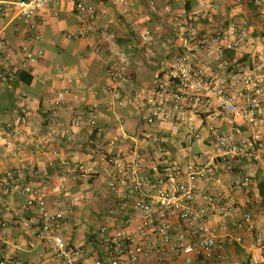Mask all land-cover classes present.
<instances>
[{
    "label": "built area",
    "instance_id": "1",
    "mask_svg": "<svg viewBox=\"0 0 264 264\" xmlns=\"http://www.w3.org/2000/svg\"><path fill=\"white\" fill-rule=\"evenodd\" d=\"M51 0H17L20 15L27 21V34L34 43L43 40L38 16ZM161 0H148L152 12H158ZM205 2L206 0H199ZM257 12L264 21V0H254ZM123 14H129L133 4L117 0ZM213 6V4H211ZM9 7V6H8ZM0 1V12L8 8ZM76 10L85 18L80 33H65L67 38L83 36L93 40V48H108L117 59L109 70L113 99L111 107L138 104L139 117L144 126L168 125L185 143L209 141L214 153L209 161H172L161 155L156 161H147L135 147L125 153H109L95 149L90 161L75 158L61 163L60 183L55 187L56 198L51 204L45 192L32 180L20 185L22 169L7 171V192L21 190L26 196L23 211L34 212V217L21 216L16 225L34 231L52 250L54 264H208L224 262L229 246L242 245L244 233L257 230L256 216L250 211L237 215V194L245 196L247 206L258 205L264 213V197L255 185L259 169L264 178V132L259 129L264 119V51L259 52L255 64L258 73L247 71L240 62L234 69L240 81L252 93L245 106L240 107L226 81L213 75L194 51L218 59L228 51H241L247 37L238 38L220 27L210 25L201 30L190 29L194 48L173 57V63L146 88L133 86L129 71V55L117 42L115 32L101 28L100 8L90 0H77ZM166 12L172 8L167 5ZM207 17V13L204 14ZM138 42L154 57L155 30L143 27ZM45 50L25 44L23 67L36 63ZM19 69L0 68V82L12 84ZM78 98L70 87L58 92L54 102L52 121L58 122L57 112L69 97ZM241 112L248 129L245 132L223 131V118ZM76 127L95 130L97 115L77 116ZM73 139V134L67 136ZM162 151V147H158ZM110 168L107 186L112 199L105 208L110 222L99 225L96 232L97 249L88 251L71 242L69 225L79 220V208L84 195L72 193L71 183L88 181L98 168ZM238 169V175H235ZM234 174L226 184L221 173ZM34 176H40L36 171ZM83 190V189H82ZM214 209V210H213ZM220 220L213 223L214 218ZM9 225L0 219V246L11 248ZM264 264V229L258 233ZM0 264H23L11 255L0 254Z\"/></svg>",
    "mask_w": 264,
    "mask_h": 264
},
{
    "label": "crops",
    "instance_id": "2",
    "mask_svg": "<svg viewBox=\"0 0 264 264\" xmlns=\"http://www.w3.org/2000/svg\"><path fill=\"white\" fill-rule=\"evenodd\" d=\"M0 1L9 6L0 12V68L26 72L10 86L0 82V219L8 222L11 242L9 249L0 246V254L11 255L23 264H54L51 248L34 231L16 225L21 216L32 218L36 214L23 211L27 196L21 190L7 192V171L20 167L21 187L33 180L52 204L56 198L55 187L60 183L62 161L69 158L90 161L98 147L117 154L136 146L147 161H156L165 155L180 162L201 160L203 155L208 162L216 150L209 141L183 142L168 125H142L138 104L109 105L113 99L109 92V70L117 57L106 47L95 51L91 38L65 36V33H80L85 24L84 16L76 10L77 0L50 1L38 16L43 40L37 43L29 39L28 23L18 11L17 0ZM90 1L100 8L99 26L115 32L119 46L129 55L130 77L136 88L149 86L172 65L176 53L187 49V42L190 48L195 47L190 34L192 28L201 30L214 25L238 38L246 36L241 51H228L220 59L193 52L199 54L213 75L226 81L240 107L248 102L252 91L239 80L234 64L240 62L248 72L258 73L255 61L259 52L264 51V21L254 0H161L156 13L151 11L148 0H129L133 4L129 14L122 13L117 0ZM167 5L172 8L171 13L166 12ZM146 26L155 30L154 57L138 42V33ZM25 44L45 50L41 60L28 67H23ZM64 87H70L78 98L69 97L57 112L58 122L54 123V102ZM91 113L97 115V129L91 131L73 124L77 116ZM258 127L264 132V119ZM221 128L240 133L247 131L248 126L241 112H237L226 115ZM69 134H73L72 140L67 139ZM36 171L40 176H34ZM236 172L238 175V169ZM110 176V168L101 166L88 181L69 186L70 192L81 191L84 195L79 220L69 225L70 239L91 252L98 248L99 225L111 221L105 214L112 199V191L107 186ZM233 176L222 172L221 182L226 184ZM260 180H264L262 168L255 180L257 187ZM234 200L237 215L250 210L256 216L258 228L254 233H244L242 245L229 246L224 262L208 264H256L263 260L258 233L264 229V213L258 205L247 206L243 194H237ZM100 204L104 206L103 211L99 210ZM97 217H101L98 224ZM213 223L219 224L220 220L215 217ZM176 264H182L181 260L176 259Z\"/></svg>",
    "mask_w": 264,
    "mask_h": 264
},
{
    "label": "trees",
    "instance_id": "3",
    "mask_svg": "<svg viewBox=\"0 0 264 264\" xmlns=\"http://www.w3.org/2000/svg\"><path fill=\"white\" fill-rule=\"evenodd\" d=\"M24 73H26V72H25V71H19V72L17 73L15 79H14L12 82H16L17 79H20L21 76H22V74H24ZM31 78H32V77H31ZM31 78H30V80H31ZM258 186H259V190H260L262 196L264 197V180H260Z\"/></svg>",
    "mask_w": 264,
    "mask_h": 264
},
{
    "label": "rangeland",
    "instance_id": "4",
    "mask_svg": "<svg viewBox=\"0 0 264 264\" xmlns=\"http://www.w3.org/2000/svg\"><path fill=\"white\" fill-rule=\"evenodd\" d=\"M103 209H104V206L102 205V204H100L99 205V210L100 211H103ZM85 219V217L83 218V220ZM104 220V219H103ZM99 222H101V217H97L96 219H95V223H99Z\"/></svg>",
    "mask_w": 264,
    "mask_h": 264
}]
</instances>
